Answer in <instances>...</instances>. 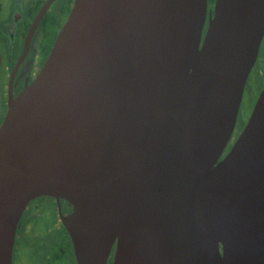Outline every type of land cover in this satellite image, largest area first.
<instances>
[{
  "label": "water",
  "instance_id": "obj_1",
  "mask_svg": "<svg viewBox=\"0 0 264 264\" xmlns=\"http://www.w3.org/2000/svg\"><path fill=\"white\" fill-rule=\"evenodd\" d=\"M264 0H74L0 125V264L39 196L80 264H264V86L222 157Z\"/></svg>",
  "mask_w": 264,
  "mask_h": 264
},
{
  "label": "flooded vegetation",
  "instance_id": "obj_2",
  "mask_svg": "<svg viewBox=\"0 0 264 264\" xmlns=\"http://www.w3.org/2000/svg\"><path fill=\"white\" fill-rule=\"evenodd\" d=\"M73 3L74 0H0V125L10 100L35 79L44 65ZM263 41L264 36L238 117L245 101L254 105L257 98L249 96L251 85L258 81L259 93L264 86V66L253 72L264 54ZM243 126L232 136L222 157ZM72 211V205L61 198L39 196L30 200L16 226L11 264H80L64 225ZM114 251L115 244L106 264H112Z\"/></svg>",
  "mask_w": 264,
  "mask_h": 264
},
{
  "label": "rangeland",
  "instance_id": "obj_3",
  "mask_svg": "<svg viewBox=\"0 0 264 264\" xmlns=\"http://www.w3.org/2000/svg\"><path fill=\"white\" fill-rule=\"evenodd\" d=\"M263 44H264V41H263ZM263 48H264V45H263ZM264 66V54H262L260 56V59L258 60V63L256 65L257 68H255V70H253V72H257L258 68L260 67H263ZM256 83V85H251V88H250V91H251V95H249L250 97H257L258 95V91H259V82L256 81L254 82ZM249 84V83H248ZM254 91H255V94H254ZM246 98V97H245ZM249 104V105H248ZM253 107V104L252 103H248V101L246 100L245 101V104L241 107V110H240V114H239V117H238V121L236 123V127H235V131L233 133V137L235 136V133H237L240 129V126L242 125H245L247 119H248V116L251 112V109Z\"/></svg>",
  "mask_w": 264,
  "mask_h": 264
},
{
  "label": "trees",
  "instance_id": "obj_4",
  "mask_svg": "<svg viewBox=\"0 0 264 264\" xmlns=\"http://www.w3.org/2000/svg\"><path fill=\"white\" fill-rule=\"evenodd\" d=\"M209 1V6L213 5L214 0H208Z\"/></svg>",
  "mask_w": 264,
  "mask_h": 264
}]
</instances>
